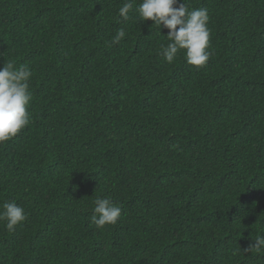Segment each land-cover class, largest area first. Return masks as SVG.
I'll return each mask as SVG.
<instances>
[{"label": "trees", "instance_id": "1", "mask_svg": "<svg viewBox=\"0 0 264 264\" xmlns=\"http://www.w3.org/2000/svg\"><path fill=\"white\" fill-rule=\"evenodd\" d=\"M124 2L0 0V68L33 72L31 123L0 146V211L27 214L0 221V264H264L244 251L264 236V0H187L210 16L200 68ZM97 197L115 225L91 223Z\"/></svg>", "mask_w": 264, "mask_h": 264}, {"label": "clouds", "instance_id": "2", "mask_svg": "<svg viewBox=\"0 0 264 264\" xmlns=\"http://www.w3.org/2000/svg\"><path fill=\"white\" fill-rule=\"evenodd\" d=\"M134 0H125L118 14L124 21L129 20L133 11ZM137 17L142 22L151 20L159 31L168 29L169 43L163 47L165 61L173 63L177 54L184 50L187 62L197 68L206 66L212 55L210 50L209 11L205 8L189 10L187 0H140L135 7ZM161 33V31H160ZM125 29H119L112 37L111 43H119L126 37ZM32 70L26 66L19 67L13 61H6L0 68V146L15 138L30 123L32 114L28 110L32 101L30 79ZM91 223L97 228L115 225L121 217V207L109 198L97 197L94 201ZM0 211V221H6L5 227L14 231L18 225L27 220V214L15 201L6 202ZM264 250V236H259L249 249Z\"/></svg>", "mask_w": 264, "mask_h": 264}]
</instances>
